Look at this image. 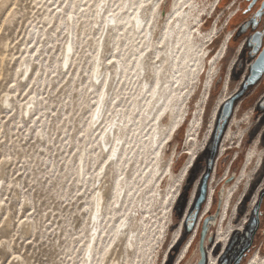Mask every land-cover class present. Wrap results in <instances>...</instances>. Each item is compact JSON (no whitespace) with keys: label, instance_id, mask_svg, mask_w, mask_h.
Here are the masks:
<instances>
[{"label":"rangeland","instance_id":"rangeland-1","mask_svg":"<svg viewBox=\"0 0 264 264\" xmlns=\"http://www.w3.org/2000/svg\"><path fill=\"white\" fill-rule=\"evenodd\" d=\"M124 1L0 0V159L12 158L0 165V180L5 181L0 187V201H3L0 211L8 216L6 223L12 234L4 236V230H0V239L8 241L12 256L21 257L13 264H84L86 260L91 264L93 257L86 249L94 244L98 246L92 264H196L203 220L215 212L221 187L225 189V185L235 178L232 188L235 184L237 188L222 225L211 229L213 244L215 238L218 243L215 247L213 244L207 247V252L211 253L210 264H216L224 239L232 229L236 230V246L245 240L241 225L252 212L254 195L264 181V159L263 166L259 163L261 155L264 156L262 137L258 150L253 146L261 134L263 122L251 114V122L247 123L251 105L241 108L240 119L232 115V119L223 123L217 119L216 123L218 107L230 97L245 74V67L236 74L237 63L232 69L238 58V45H231L236 27L243 19V16L234 18L242 0H197L202 5L199 10L184 7L191 0H152V8L158 5L164 16L175 2L178 6L173 7L170 17L175 10L189 12L195 9V17L204 30L217 27L210 41H202L205 43L203 49H208L211 58L207 67L201 70L198 58L188 50V44L191 45L193 40L185 39L183 52L189 60L182 73H177L182 77L175 87L166 91L165 97L173 91L177 96L176 104H170L159 120L163 121L159 153L157 146L150 143V127L144 120L145 103L134 109V115L132 110V102L141 87V80H137L132 68L145 49L143 37L134 33L128 19L120 22L117 29L110 27L107 36L108 21L103 22L105 13L109 9L117 13ZM170 20L161 22L156 17L153 28L156 42L161 43ZM193 20L190 30L197 25ZM228 39L226 55L217 59L211 69V63ZM72 41L73 62L67 63L64 54H68L66 48ZM147 52V72L149 82L153 84L155 69L166 68L165 55L161 49ZM101 57L103 67L115 78L110 97L117 96L114 105L110 106L107 124L111 120L120 123L122 116L125 121L129 116L135 120L127 124V129L134 127L122 139L119 150L124 143L125 148L118 165L110 158L104 166L108 150L115 146L118 138L111 135L108 149L101 144L102 152L98 137L101 130L96 129L102 120L87 134L100 84L95 79L96 84H92L94 62L97 69ZM160 59L163 62L159 63ZM118 61L123 62L127 70L119 86L116 85L120 80L116 70ZM174 72L168 68L162 73L160 86L168 82L164 90L177 79ZM228 77L230 85L226 88ZM108 79L110 81L111 77ZM241 101L242 98L235 107ZM162 104L163 100H160L158 106ZM26 110H31V115ZM221 110L222 107L218 117ZM250 123L251 135L240 148L242 134ZM228 132L230 140L221 152V141ZM159 161L162 170L155 175ZM186 167L189 174L183 180L182 172ZM168 168H171L173 178L169 172L165 173ZM228 170L229 175H226ZM98 175H101V181L95 185ZM45 177L49 178L48 184L44 183ZM225 178L228 179L222 183ZM101 183L105 205L103 225L102 228L98 226V233L101 230L102 234L101 238L98 233L93 238L96 232L91 223L93 200L98 196ZM120 184L125 186L128 195L126 199L122 196L116 204ZM33 187L35 192L31 191ZM47 188H51V194ZM195 192L194 200L198 194L200 196L196 211L192 209L193 205L190 206ZM210 194L212 206L205 211ZM4 197L8 199L4 201ZM34 207L36 212H33ZM32 217H35V226L47 229L40 237L43 246L36 240L30 244L25 239L27 229H13L14 219L27 221ZM125 217L130 220L134 232L122 235L124 228H120L113 241ZM188 243L187 253L182 257L183 247ZM256 251L259 250L254 253ZM262 253L251 254L253 256L243 264L264 260Z\"/></svg>","mask_w":264,"mask_h":264},{"label":"bare ground","instance_id":"bare-ground-1","mask_svg":"<svg viewBox=\"0 0 264 264\" xmlns=\"http://www.w3.org/2000/svg\"><path fill=\"white\" fill-rule=\"evenodd\" d=\"M125 1L128 2V5L126 4ZM125 1L122 3V6L120 7V10H119L120 12L118 11L117 13H112V10L108 8L109 12L105 13L104 15L105 20L103 22L106 23V21H108L109 31L107 33V36L110 34V31H111L110 27L111 28L114 27V29H117L118 24L120 22L128 19V21H130L132 24L134 33L136 35L138 34L139 36L143 37L145 49L137 57L135 65L132 68L135 77H137V80H141V87L139 90V94L136 96V99L133 100L132 102L133 104L132 110H133V115H134L135 114L134 109L136 107L140 108V104L145 103V110L143 112L145 114L147 111L146 116L144 115L145 116L144 120L148 122V126L150 127V143H151V146L152 145L157 146L156 152L159 153L161 150L160 145H161V135H162L161 133L162 122H163L159 120L161 118L162 113L167 110L170 104L173 106L176 104L175 98L177 96L176 93L173 91L168 97H165L166 91L168 89H172L175 87V84L180 80V77H182V76H178L177 73H182V68L187 64L189 60L187 56H185L186 52H183V48L185 47L187 43L185 39H187L188 41H190L191 39L193 40V42L191 41L192 42L191 45L188 44V48H189L188 50H190L192 54L195 55L196 58H198L197 60H199L200 62L199 67L201 70L205 66L207 67L208 62L211 58V56L209 55L208 49H203V46L205 45V43L203 44L202 41H205V40L207 41V39L210 41L212 39L213 34H215L217 31V27L214 26L210 31L204 30V26L202 25L200 26L198 17H195V12H194L195 9H191L189 12H187L186 10L182 11V9L177 10V11L175 10V13L170 17L173 7L176 9L178 6V4L177 5L175 4V2H173L171 6V10L164 16L161 11V8L158 5L152 8L153 6L152 0H125ZM106 3L107 1H104V4ZM141 4H143L144 6L141 7ZM105 7L106 5L104 6V8ZM103 9L101 10V12H103ZM150 14H151V18H149ZM157 16L161 20V22H163V19H169V20L171 19L169 21V24L165 28V33L162 36L161 43L156 42L153 37L154 35L153 28L155 24L154 21ZM192 20L196 21L197 25L193 30H190L189 25L191 24L190 21ZM110 23H112L113 25L110 26L111 25ZM105 42H106V38L103 42V50L105 49ZM226 45H227V41H225L222 51H220L218 57L214 58L213 62L211 63L210 65L211 69L213 68L216 60L221 58L222 55H224ZM99 47L100 45L98 46V50H99ZM154 48L157 52L159 51V49L163 50L164 55H165L163 60L165 62L166 68H163L160 66V68L155 69L156 70L155 80H154V83L151 84L149 82L150 78L148 77V72H147L148 71L147 70V54H148L147 51L151 53L154 50ZM66 49H67L68 54H64V61H67V63L69 62V60L73 62V59H71L70 52L74 54V41H72V43ZM204 58H206L205 60H207V62L204 60ZM163 60L160 59L158 60V62L159 63L163 62ZM102 62L104 63L103 58L101 57L99 60V65L97 66V69H95L96 62H94L95 65H94V70H93V75H92V84L94 83L93 79H95L96 82H100V84H99L98 96H97V100L95 104V109L93 110V113H92V116L89 122V130H87V134H90L89 131H93V128L96 127L99 121L102 120L99 126H97L96 128L97 130H101L98 137H99V142H100L102 152H103L102 145L104 146V148L108 149V144L111 141V135H113V138L115 137L118 138V139H115V146L111 150H108V156H107V160L104 166L109 162L110 158L112 161L116 160L117 161L116 164L118 165V164H121L122 155L124 154V148H125V143H124L123 146L121 147V150H119V147L122 143V139L124 135L127 134L128 131H131V129L134 127L133 125L131 129H127V124L133 123L135 120L132 116H129L127 120L125 121V117L122 116L120 123H117V122L112 123V120H111L107 124V120L109 117L108 112H109L110 106L114 105L115 99L117 98V96H114L113 98L110 97L111 91L114 86L115 78L112 75V73L111 74L109 73V70H106L103 67ZM168 68L174 69L175 71L174 73L175 75H177L176 77L177 79L173 81V85H169L168 88L164 90L163 87L168 82L160 86L161 79H162L161 75L164 72V70ZM116 70H117V74L120 73V80L116 84L117 86H119L122 82V79L124 78L122 76L125 75L127 70L123 62H120V61H118L117 63ZM143 74H144V77L142 78ZM109 76L111 77L110 81L108 79ZM174 78L175 76L172 77L173 80ZM101 79L102 81H100ZM95 84L96 83H94V85ZM139 100H141V102L138 103ZM160 100H163V104L159 107L158 104ZM26 111L29 112L31 115V110L30 111L26 110ZM183 118H184V115L182 116L181 121L183 120ZM181 121L179 122V125L181 124ZM175 127H177V125ZM243 135L244 133L242 134V136ZM229 140H230V132L226 134L223 140L221 152H223L224 149L227 147L226 144L227 142H229ZM252 155L253 153L251 154V156ZM82 158L81 160L84 162ZM112 161L110 163L113 164L114 162ZM159 162H157V168H156L157 173H155V175L160 174L162 170V167L160 166L161 161ZM103 167L101 168V170L103 169ZM244 171L245 170H243V174H242L243 177L245 176ZM167 172H169L170 176L173 178V172L171 168H168L165 171V173ZM188 174H189V169L188 167H186L182 172L183 180H185ZM228 174H229V170L226 175ZM98 180L101 181V175L97 176L95 185ZM227 185L228 184L225 185L224 201H223L221 215L218 220L219 224H217L218 226L222 225V222L226 216V212L230 204L231 198L233 196L234 189L237 188V184H235L233 188L232 186L234 184L233 185L231 184L228 186L227 193H226ZM102 190H103V183L99 185L97 189L98 196L94 197V200H93L91 223H93V228H96V232L94 236H92L93 238H95L96 234L98 233V230H99L98 226L99 228H102V225H103V219H104L103 211H104V205H105V198H104V195L102 194ZM127 195H128V192L126 191L125 186H122L120 184V189L118 190V193H117L116 204L119 203L120 198H122V196L124 197L123 199H126ZM194 196L195 194L193 195L192 201L194 199ZM207 200L208 201H206L205 211L207 210L209 211L212 206V194H210ZM191 203H190V206H191ZM134 220H137V219H134ZM120 228H124L123 230H121L122 235L127 232L130 234L134 232V230L130 228V220H128V217H125L123 222L118 226V229L116 230L115 235L113 237V241H115V239L118 237L117 235L119 233ZM101 234L102 232L100 230V233H98V236L100 238H101ZM130 234L128 237H130ZM226 240L227 239L225 238L224 243L226 242ZM189 244L190 243H188L187 246L183 247L184 249L182 252V257L186 255ZM97 246L98 244H94L91 248L87 246L86 252L89 251L90 256H92L93 258H94L93 253L95 249L97 248ZM93 258H92V262H93ZM84 264H88V260H86ZM208 264H210V262Z\"/></svg>","mask_w":264,"mask_h":264},{"label":"flooded vegetation","instance_id":"flooded-vegetation-1","mask_svg":"<svg viewBox=\"0 0 264 264\" xmlns=\"http://www.w3.org/2000/svg\"><path fill=\"white\" fill-rule=\"evenodd\" d=\"M235 2H236L235 4H237V1ZM263 3L264 0H257L255 2L254 0H242L239 2V10L236 13L237 16H235L234 18L236 19L239 16H243V19L240 23H238V27H236L234 33V38H232L231 45L235 43L238 45V49H237L238 58H236V60L232 64V69L233 66H235L237 63V67L235 71L236 74L239 73L240 69L244 67H245V74L243 75L242 80L236 86V88L231 91L230 97L224 102H222L218 107L217 118H216V123H217L219 111L221 107L227 102L232 103V109L229 119L230 118L232 119L231 117L232 115L234 118L238 117L241 108L245 109L253 105L251 112H248L247 123L251 122V116H250L251 114L252 116L257 115L259 121L263 122L261 134L256 138V140L253 143V146H255V149L257 150L261 142V137L264 140V66L261 70L260 75L256 80L251 82L250 77L255 62L258 60L260 54L264 51V9L262 10ZM227 49H228V40L224 53L225 55ZM226 83H227L226 86L227 88L230 85V77L227 78L225 85ZM240 98H242V101L239 102L237 107H235L237 101ZM220 122H221V118H220ZM251 127L252 126L250 123L249 127L244 132L243 139L240 142V148H242L246 138L249 135H251V131H252ZM219 130L220 128L218 127V131ZM211 133L213 134V130ZM223 140L224 137L221 141V145H220L221 148H222ZM263 157L264 156L261 155V157L259 158V163L260 165L262 164V166H263L262 162L264 159ZM195 161L193 162V165ZM227 179L228 178H225L222 183H225ZM236 179L237 178H235V181ZM235 181L229 183L226 186V193L228 186L233 184ZM252 207H253L252 212L246 215L245 220L241 225V228L244 229L243 235L245 237L243 244L240 246L239 245L236 246L235 245L236 239L234 238L232 245L227 250V248L231 243L230 236H233L236 233V230L234 231V229H232L229 236L227 237L226 242L223 243L222 252L218 255L216 264H234L235 262L236 264H243L251 256V254L254 253L256 249L264 253V181L261 187L257 189L254 195ZM236 212H237V208H236ZM216 229H215V233H216ZM217 243L218 242L216 241L215 238V243L213 244V246L215 247ZM259 251L258 252L256 251L254 254H259ZM210 258H211V253L207 252L206 264L209 263Z\"/></svg>","mask_w":264,"mask_h":264},{"label":"snow or ice","instance_id":"snow-or-ice-1","mask_svg":"<svg viewBox=\"0 0 264 264\" xmlns=\"http://www.w3.org/2000/svg\"><path fill=\"white\" fill-rule=\"evenodd\" d=\"M18 7V4L16 5ZM144 5L141 4V7ZM6 8L9 7L8 5L5 6ZM184 7L186 8H195L196 10H199L202 5L197 2V0H191V3L185 4ZM59 11V8L57 9ZM11 15V13H9ZM71 17H69L70 19ZM11 156H5L4 158L0 159V165H4L6 161H11ZM47 167V166H46ZM4 172H7V168L4 169ZM49 178L45 177L44 183L48 184ZM5 184L4 180H0V187H3ZM8 188L11 189L12 185H8ZM25 191H28V189H25ZM32 192H35L36 189L33 187L31 189ZM46 191L51 194V188H47ZM8 198L4 197V201H6ZM43 202V198H42ZM3 201H0V204H2ZM37 210L35 207L33 208V212H36ZM31 216V213H29ZM8 221V216L5 215L2 211H0V230L3 231L4 236H8L12 234V230L8 229V224L6 223ZM35 217H32L30 220H25L23 218L19 219L16 221L15 219L12 221L13 224V229H21L25 228L28 230L27 236H25V239L28 240V242L31 244L32 240H36L37 243L41 246H43L44 241L40 239V237L44 234L45 231H47L46 228H43V226H35L34 225ZM31 237V239H29ZM15 239V237H14ZM8 241L4 239H0V256L3 257V260L0 261V264H13V261H20L21 257L19 255L12 256V249L7 247ZM264 255V253H262ZM257 264H264V260H259L257 261Z\"/></svg>","mask_w":264,"mask_h":264},{"label":"water","instance_id":"water-1","mask_svg":"<svg viewBox=\"0 0 264 264\" xmlns=\"http://www.w3.org/2000/svg\"><path fill=\"white\" fill-rule=\"evenodd\" d=\"M257 0H254V2ZM264 9V3L262 6V10ZM264 66V51L260 54L258 60L255 62L253 66V71L250 77V81H254L258 78V76L261 73V70ZM232 109V103L227 102L222 106L221 110V122H225L229 119ZM231 181V179L229 180ZM224 194L225 189L224 187H221V189L218 192V199H217V207L213 214L207 216L204 218L202 227H201V233L200 238L198 242V254L199 258L197 260L196 264H206L207 263V247L213 244V234L211 233V229L218 224V220L221 215L223 201H224ZM236 264V262L234 263Z\"/></svg>","mask_w":264,"mask_h":264},{"label":"trees","instance_id":"trees-1","mask_svg":"<svg viewBox=\"0 0 264 264\" xmlns=\"http://www.w3.org/2000/svg\"><path fill=\"white\" fill-rule=\"evenodd\" d=\"M220 118H221V116H219L218 117V121H220ZM217 132H218V125H217ZM195 164V163H194ZM194 166V165H193ZM195 195H196V192H195ZM194 198H195V196H194ZM199 199H200V196H199V194H198V196H196V199L194 200L193 199V201H195V203L193 204V201H192V203H191V206H192V209L194 208V211H196V209H195V205H196V202H198L199 201ZM206 199H207V197H206ZM206 201V200H205ZM204 204H205V202H204ZM191 208V207H190ZM193 211V210H192ZM193 211V212H194ZM190 214H192V212H190ZM189 214V215H190ZM192 216V215H191ZM235 235L236 234H234L233 236H232V238H231V243H230V245H229V247L227 248V250L230 248V246L232 245V243H233V240H234V237H235ZM182 237H183V235H182Z\"/></svg>","mask_w":264,"mask_h":264},{"label":"built area","instance_id":"built-area-1","mask_svg":"<svg viewBox=\"0 0 264 264\" xmlns=\"http://www.w3.org/2000/svg\"><path fill=\"white\" fill-rule=\"evenodd\" d=\"M229 41H230V39H228V42H229ZM201 220H202V219H200V222H201ZM198 228H199V226H198ZM198 228H197V229H198Z\"/></svg>","mask_w":264,"mask_h":264}]
</instances>
